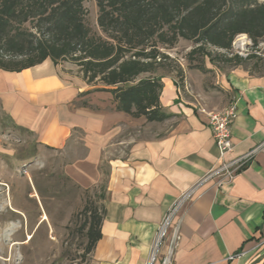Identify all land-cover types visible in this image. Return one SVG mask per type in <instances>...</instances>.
I'll list each match as a JSON object with an SVG mask.
<instances>
[{
	"label": "crops",
	"instance_id": "obj_1",
	"mask_svg": "<svg viewBox=\"0 0 264 264\" xmlns=\"http://www.w3.org/2000/svg\"><path fill=\"white\" fill-rule=\"evenodd\" d=\"M220 82L237 111L225 161L260 149L231 183L207 181L178 209L169 264H264V76L237 69ZM161 83L159 102L172 117L148 123L49 59L18 73L0 70V152L3 139L29 134L39 154L66 153L65 174L77 185L87 189L105 176L90 264H162L171 229L154 256L153 242L163 216L221 164L206 117L172 78Z\"/></svg>",
	"mask_w": 264,
	"mask_h": 264
},
{
	"label": "trees",
	"instance_id": "obj_2",
	"mask_svg": "<svg viewBox=\"0 0 264 264\" xmlns=\"http://www.w3.org/2000/svg\"><path fill=\"white\" fill-rule=\"evenodd\" d=\"M95 2L102 35L85 24L83 0H0V70L18 73L47 59L54 65L69 59L86 84H100L97 91L112 94L118 111L162 123L172 117L159 102L161 80L169 74L163 72L169 58L162 49L174 48L179 40L192 42L189 56L210 63L216 58L248 71L252 55H212L209 48L228 52L238 35L256 47L264 37V2L257 0ZM87 212L84 252L90 256L101 238L102 214L95 208Z\"/></svg>",
	"mask_w": 264,
	"mask_h": 264
},
{
	"label": "rangeland",
	"instance_id": "obj_3",
	"mask_svg": "<svg viewBox=\"0 0 264 264\" xmlns=\"http://www.w3.org/2000/svg\"><path fill=\"white\" fill-rule=\"evenodd\" d=\"M264 2V0H257ZM85 24L95 34L97 26L95 0H83ZM192 42L179 40L172 49H162L169 60L164 62L166 77L179 87L183 100L219 111L229 103V94L221 80L233 70L264 75V37L255 47L246 35L235 37L228 52L217 53L253 58L245 66L233 67L215 58L214 63L200 56H189ZM63 74L81 77L79 67L69 59L60 60ZM196 67H204L201 72ZM162 72V73H163ZM160 73V72H159ZM100 85V84H98ZM0 152V264H89L84 252V225L90 209L101 213L105 176L90 188L77 185L65 174V152L39 154L31 135L3 139ZM103 172L105 169L103 168Z\"/></svg>",
	"mask_w": 264,
	"mask_h": 264
},
{
	"label": "built area",
	"instance_id": "obj_4",
	"mask_svg": "<svg viewBox=\"0 0 264 264\" xmlns=\"http://www.w3.org/2000/svg\"><path fill=\"white\" fill-rule=\"evenodd\" d=\"M198 112L201 115H204L207 119V124L211 131L221 164L204 175L189 191L183 193L163 216L153 242L154 256V253L157 251L158 247L165 239L168 231L171 229V238L167 256L163 259L162 264H169V257L171 256L173 248L178 240V227H172V223L178 209L186 201H189L195 191L207 181L214 180L217 187L231 183L251 162L255 154L260 149V147H257L253 151H250L241 157L231 161H225L226 155H228L233 149L231 141V127L237 114L235 105L229 104L219 111H207L204 108L199 107Z\"/></svg>",
	"mask_w": 264,
	"mask_h": 264
}]
</instances>
